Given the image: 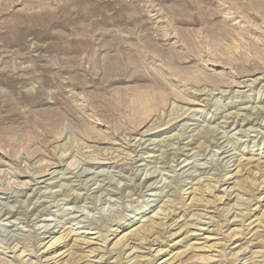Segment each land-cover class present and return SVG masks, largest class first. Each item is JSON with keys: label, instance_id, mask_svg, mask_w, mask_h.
Returning a JSON list of instances; mask_svg holds the SVG:
<instances>
[{"label": "rangeland", "instance_id": "374dc122", "mask_svg": "<svg viewBox=\"0 0 264 264\" xmlns=\"http://www.w3.org/2000/svg\"><path fill=\"white\" fill-rule=\"evenodd\" d=\"M256 108L264 0H0V264H264Z\"/></svg>", "mask_w": 264, "mask_h": 264}, {"label": "bare ground", "instance_id": "6f19581e", "mask_svg": "<svg viewBox=\"0 0 264 264\" xmlns=\"http://www.w3.org/2000/svg\"><path fill=\"white\" fill-rule=\"evenodd\" d=\"M147 99L146 98H139V99H137V103H136V105L133 107V110H134V113H135V115H136V124H135V126L137 127L139 124H141L142 122H144V121H147V119H146V113H148V108H147V106H148V103H147ZM246 109V108H245ZM241 110V109H240ZM243 110V109H242ZM250 110V109H249ZM255 110H257V108L255 109ZM186 111H189V110H186ZM246 111V110H245ZM260 111L263 113V115H264V109L262 110L261 108H260V110H257L256 111V113H255V115L257 116H259V115H262V113H260ZM198 111H195V113H197ZM199 113V112H198ZM181 116V115H180ZM227 117V116H226ZM146 119V120H145ZM183 119V117L181 118V120ZM186 119V118H185ZM176 120V119H175ZM185 121V120H184ZM176 123V122H175ZM234 123V122H233ZM241 126V125H240ZM259 126H261V125H259ZM263 127H264V124L262 125ZM139 127V126H138ZM181 127H183L184 128V126H181ZM186 127H187V125H186ZM183 130V129H182ZM184 130H186L187 131V129H184ZM163 131V130H162ZM192 131V130H191ZM251 131H253V130H251ZM248 132H250V130L248 131ZM147 133V131L145 132V134ZM184 133H185V131H184ZM241 134V133H240ZM245 134H247V133H245ZM263 134V133H262ZM199 135V134H198ZM142 136V135H141ZM144 136V135H143ZM174 136V135H173ZM190 137V136H189ZM200 137V136H199ZM173 137H171L170 139H172ZM169 139V138H168ZM203 139V138H202ZM146 141V140H145ZM149 141V140H148ZM168 141H170V140H168ZM144 141H142V143H143ZM147 142V141H146ZM150 142V141H149ZM190 142V141H189ZM140 143V142H139ZM151 143H153L152 141H151ZM161 143V142H160ZM187 143V142H186ZM218 143V142H217ZM155 144V143H154ZM157 144V143H156ZM163 144V143H162ZM220 144H222V143H220ZM141 145V144H140ZM159 145V144H158ZM189 145V144H188ZM192 145V144H191ZM220 146V145H219ZM168 147V146H167ZM184 147V146H183ZM217 147V146H216ZM223 147V146H222ZM225 147V146H224ZM226 148V147H225ZM141 149V148H140ZM169 149V148H168ZM174 149V148H173ZM173 149L171 150V151H173ZM223 149V148H222ZM222 149H220V150H222ZM187 150V149H186ZM189 150V149H188ZM168 151V150H167ZM175 151V150H174ZM225 151H226V149H225ZM169 152V151H168ZM167 152V153H168ZM170 153V152H169ZM176 153H178V152H176ZM221 154H226L224 151H222L221 152ZM171 155V154H170ZM181 155H182V153H181ZM186 155H188V154H186ZM218 155H220V154H218ZM231 155V154H230ZM174 156V155H173ZM225 156V155H224ZM66 156H64V157H62V158H65ZM151 157V156H150ZM231 157V156H230ZM60 159H62L61 157H59ZM106 158V157H105ZM104 158V159H105ZM222 158V157H221ZM223 158H227L226 156L225 157H223ZM59 159V160H60ZM103 159V160H104ZM220 159V158H219ZM230 159V158H229ZM97 160V159H96ZM98 160H100L99 158H98ZM102 160V159H101ZM223 160V159H222ZM225 160H227V159H225ZM93 162H94V160H93ZM96 162V161H95ZM92 163V164H96V165H102V163H99V162H97V163ZM224 162V161H223ZM227 163H228V161H226ZM230 162H231V159H230ZM183 163V162H182ZM226 163V164H227ZM231 164V163H230ZM48 165L49 164H47L46 163V165L45 166H47L48 167ZM89 165V164H88ZM50 166V165H49ZM52 166V165H51ZM185 166V165H184ZM189 166V165H188ZM227 167V166H226ZM229 167H230V165H229ZM183 168V167H182ZM48 169V168H47ZM173 170V169H172ZM66 171V170H65ZM67 171H68V169H67ZM67 171L65 172V173H67ZM186 171H188V170H186ZM85 172V171H84ZM101 173H102V175H104L103 174V172H105V171H100ZM55 173V172H54ZM64 173V172H63ZM70 173V172H69ZM73 173H74V171H73ZM91 173H93V172H91ZM106 173V172H105ZM184 173V172H183ZM186 173V172H185ZM53 173H47V170H46V168L43 170V172H41V173H39L38 175H36V177H33V176H31L30 177V175H29V177H30V179L31 180H33V182H36L35 184H44V183H46V181L47 180H45V182L44 181H36V179H41V178H44V177H47V176H51ZM62 174V173H61ZM77 174V173H76ZM89 174H90V172H89ZM96 174V173H95ZM95 174H93V175H95ZM98 175H100V173H97ZM147 174V173H146ZM149 174V173H148ZM151 174V173H150ZM59 175V174H58ZM72 175H75V174H72ZM97 175V176H98ZM35 176V175H34ZM53 176H55V175H53ZM77 176V175H76ZM151 176V175H150ZM72 177H74V176H72ZM152 178H154L153 176H151ZM52 178V177H51ZM77 178V177H76ZM76 178H71V180H73V179H75V180H77ZM144 179L143 180H146L147 181V179H149L150 177L147 175V176H145V177H143ZM61 179H63L62 177H61ZM65 179V178H64ZM67 180H68V178H66ZM66 181V180H65ZM79 181V180H78ZM80 182V181H79ZM24 183H26L25 184V186L24 187H26L27 185L28 186H30V183H28L27 181L26 182H24ZM55 183V182H54ZM60 184V183H59ZM153 184V183H152ZM155 184V183H154ZM48 186V185H47ZM61 186H62V184H61ZM64 186V185H63ZM62 186V187H63ZM77 186V185H76ZM75 186V187H76ZM150 187H151V184L149 185ZM68 187V186H67ZM67 187H66V189H67ZM78 187V186H77ZM102 187V186H101ZM104 187V186H103ZM153 187V186H152ZM155 187V186H154ZM64 188H65V186H64ZM99 188H100V186H99ZM63 189V188H62ZM96 189L98 190V188H97V186H96ZM68 190V189H67ZM106 190V189H105ZM34 191V190H33ZM61 191V190H60ZM60 191H57V192H60ZM63 191H65V189L63 190ZM99 191V190H98ZM109 191V190H108ZM95 192V191H94ZM42 193H44V192H42ZM54 193V192H53ZM111 193V192H110ZM45 194V193H44ZM61 194V193H60ZM76 195V194H75ZM79 196V195H78ZM77 196V197H78ZM153 196V195H152ZM157 195H155V197H156ZM10 197V196H9ZM8 197V198H9ZM12 198V197H11ZM1 199H3V198H1ZM5 199V198H4ZM36 203V202H35ZM1 205V204H0ZM35 206L37 205V204H34ZM5 206V205H4ZM3 206V207H4ZM38 206V205H37ZM10 209H11V207H9ZM8 208V209H9ZM9 209V210H10ZM73 209V208H72ZM5 210H7V208H5ZM69 210V209H68ZM73 210H75V209H73ZM8 212V211H7ZM10 212H11V210H10ZM9 212V213H10ZM77 212H79L80 213V211L79 210H77ZM158 213V215L159 214H162V213H160V212H157ZM72 214V213H71ZM236 215H238V216H242V215H244V214H236ZM160 216V215H159ZM237 216V217H238ZM201 217H203V218H206V216L205 215H203V216H201ZM72 218V217H71ZM74 218V217H73ZM152 218H155V219H157V214H155L154 216H152ZM6 219V218H5ZM44 221V220H43ZM138 221V220H137ZM159 221H160V219H159ZM197 222H199V221H197ZM12 223V225L14 224V222H11ZM199 223H201V224H205L204 222H199ZM230 224V223H229ZM151 225V224H150ZM206 225V224H205ZM227 225V224H226ZM14 226V225H13ZM47 226V225H46ZM49 228L51 229L52 228V226H49ZM199 228V227H198ZM44 229V228H43ZM48 228H46L45 230H47ZM50 229H49V231H50ZM147 229V228H146ZM145 229V230H146ZM149 230V229H148ZM199 230H201V231H204V229H199ZM135 231V230H134ZM206 231V230H205ZM114 232V234H112L114 237H116L117 236V234H119L120 232H116V230L115 231H113ZM116 232V233H115ZM43 233V232H42ZM87 234L86 232H79V234ZM51 234V233H50ZM150 234V233H149ZM140 235V234H139ZM176 235V234H175ZM192 236L193 235H195V233L194 234H191ZM123 237H124V235H123ZM143 237V236H142ZM190 237V236H189ZM188 237V238H189ZM122 238V237H121ZM187 238V239H188ZM198 238V237H197ZM107 239V238H106ZM129 241V239H127L126 240V242H128ZM182 241V240H181ZM87 242V241H86ZM60 243V240H58V239H56L54 242H52L49 246H48V249H51V247H52V245H57V244H59ZM89 243L90 242H88V244L87 245H89ZM135 242L134 241H130L129 243H128V247H129V244H133L134 246L135 245H138V243L137 244H134ZM91 244V243H90ZM119 244V243H118ZM72 245V244H71ZM174 245V244H173ZM50 247V248H49ZM127 247V246H126ZM8 248V247H7ZM13 248V247H12ZM47 248V247H46ZM102 248V247H101ZM53 249V248H52ZM55 249V248H54ZM133 249V248H132ZM16 250V249H15ZM17 250H18V248H17ZM109 250V249H108ZM47 251V250H46ZM134 250H132V253H135V252H133ZM225 251V250H224ZM92 252H94V250H92ZM149 252H150V250H149ZM44 253V252H43ZM47 253V252H46ZM160 253V252H159ZM158 253V254H159ZM162 253V252H161ZM20 254H22V253H20ZM67 254V253H66ZM61 254H59L58 253V255L57 256H54L52 259H49V260H47V261H51L52 263H54V264H56L57 262H56V260L58 259L57 257H59ZM91 255H94V253H92ZM23 256V255H22ZM63 256V255H62ZM157 256V255H156ZM175 256V255H174ZM206 256V255H205ZM14 258V257H13ZM101 258V257H100ZM155 258V257H154ZM0 260H3V259H1L0 258ZM204 260L207 262V263H211L212 262V260L210 259V258H204ZM165 261H166V259H165ZM6 262H8V261H6ZM50 263V262H49ZM49 263H47V264H49ZM238 263V262H237ZM176 264V263H175ZM182 264V263H181Z\"/></svg>", "mask_w": 264, "mask_h": 264}]
</instances>
